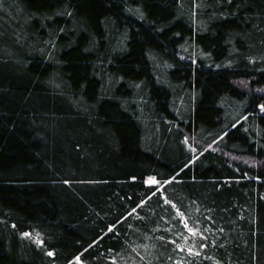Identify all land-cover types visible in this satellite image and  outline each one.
Listing matches in <instances>:
<instances>
[{
	"label": "trees",
	"instance_id": "obj_1",
	"mask_svg": "<svg viewBox=\"0 0 264 264\" xmlns=\"http://www.w3.org/2000/svg\"><path fill=\"white\" fill-rule=\"evenodd\" d=\"M262 90L264 0H0V264H264Z\"/></svg>",
	"mask_w": 264,
	"mask_h": 264
},
{
	"label": "rangeland",
	"instance_id": "obj_2",
	"mask_svg": "<svg viewBox=\"0 0 264 264\" xmlns=\"http://www.w3.org/2000/svg\"><path fill=\"white\" fill-rule=\"evenodd\" d=\"M179 59L180 60H184V61H187L188 60V57H185L183 54H180L179 55ZM242 89H244L245 91H248V92H250V93H254V94H258V93H260L259 92V89L258 90H256V89H251L248 85H246L245 83L242 85V86H240ZM262 92H264L263 90H262ZM186 139L187 140H190L191 142H192V138H190L189 137V135H187V137H186ZM194 142V141H193ZM195 143H196V141H195ZM191 144V146H193V144L192 143H190ZM206 149H215L214 148V146H212L211 144L210 145H208V146H206ZM149 178H147L146 179V183H148V184H150L149 182ZM151 184H153V183H151Z\"/></svg>",
	"mask_w": 264,
	"mask_h": 264
},
{
	"label": "snow or ice",
	"instance_id": "obj_3",
	"mask_svg": "<svg viewBox=\"0 0 264 264\" xmlns=\"http://www.w3.org/2000/svg\"><path fill=\"white\" fill-rule=\"evenodd\" d=\"M262 107H264V106H262ZM150 184L151 183H155V180H154V178H149V181H148ZM77 259H79V258H77Z\"/></svg>",
	"mask_w": 264,
	"mask_h": 264
}]
</instances>
